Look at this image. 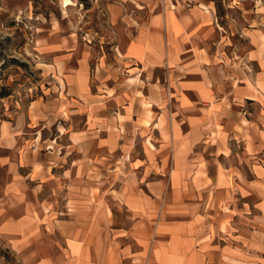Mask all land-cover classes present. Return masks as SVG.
<instances>
[{
    "label": "crops",
    "instance_id": "obj_1",
    "mask_svg": "<svg viewBox=\"0 0 264 264\" xmlns=\"http://www.w3.org/2000/svg\"><path fill=\"white\" fill-rule=\"evenodd\" d=\"M223 3L110 5L121 65L92 85L80 60L53 101L0 121L4 193L35 198L26 261L264 264V27Z\"/></svg>",
    "mask_w": 264,
    "mask_h": 264
},
{
    "label": "rangeland",
    "instance_id": "obj_2",
    "mask_svg": "<svg viewBox=\"0 0 264 264\" xmlns=\"http://www.w3.org/2000/svg\"><path fill=\"white\" fill-rule=\"evenodd\" d=\"M213 1L217 14L222 16L226 10L223 2L233 7L252 6L257 28L264 27V0ZM154 3L163 9L157 0H0V121L25 118L34 101H53L59 92L55 78L72 74L80 60L87 63L92 85L95 79L108 77L112 62L121 65L119 53L123 46L122 26L110 24L108 19L110 5H121L132 14L138 5L146 4L152 10ZM230 17L237 19V13H230ZM63 62L65 69L60 68ZM116 72L120 79L124 77L122 70ZM35 120L32 117V123ZM39 131L40 128V134ZM45 131L44 136L52 135ZM32 132L24 130L26 136H21L20 142L31 138ZM4 155L8 154L1 149L0 157ZM7 182V173L0 166V263L30 264L24 250L25 203L30 204L35 198L22 196L11 200L4 193ZM9 222H22L11 238ZM41 243L34 245L32 252L45 251Z\"/></svg>",
    "mask_w": 264,
    "mask_h": 264
},
{
    "label": "built area",
    "instance_id": "obj_3",
    "mask_svg": "<svg viewBox=\"0 0 264 264\" xmlns=\"http://www.w3.org/2000/svg\"><path fill=\"white\" fill-rule=\"evenodd\" d=\"M163 7H168L170 10L175 9L177 6L190 8L194 5V0H157Z\"/></svg>",
    "mask_w": 264,
    "mask_h": 264
},
{
    "label": "bare ground",
    "instance_id": "obj_4",
    "mask_svg": "<svg viewBox=\"0 0 264 264\" xmlns=\"http://www.w3.org/2000/svg\"><path fill=\"white\" fill-rule=\"evenodd\" d=\"M68 5H69V4L67 3V4H66V7H67Z\"/></svg>",
    "mask_w": 264,
    "mask_h": 264
}]
</instances>
